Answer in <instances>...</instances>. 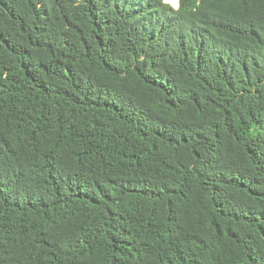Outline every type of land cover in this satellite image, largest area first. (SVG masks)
<instances>
[{"label":"trees","instance_id":"trees-1","mask_svg":"<svg viewBox=\"0 0 264 264\" xmlns=\"http://www.w3.org/2000/svg\"><path fill=\"white\" fill-rule=\"evenodd\" d=\"M0 264H264V0H0Z\"/></svg>","mask_w":264,"mask_h":264},{"label":"rangeland","instance_id":"rangeland-1","mask_svg":"<svg viewBox=\"0 0 264 264\" xmlns=\"http://www.w3.org/2000/svg\"><path fill=\"white\" fill-rule=\"evenodd\" d=\"M169 4L173 5L174 7H177L178 0H169Z\"/></svg>","mask_w":264,"mask_h":264},{"label":"clouds","instance_id":"clouds-1","mask_svg":"<svg viewBox=\"0 0 264 264\" xmlns=\"http://www.w3.org/2000/svg\"><path fill=\"white\" fill-rule=\"evenodd\" d=\"M163 2L165 3V4H167V3H169V0H163ZM173 6V5H172ZM179 6V0H178V4H177V7ZM174 7V6H173ZM177 7H174V8H177Z\"/></svg>","mask_w":264,"mask_h":264}]
</instances>
